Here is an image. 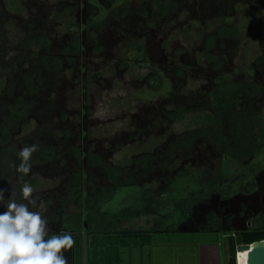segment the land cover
<instances>
[{
	"label": "rangeland",
	"instance_id": "obj_1",
	"mask_svg": "<svg viewBox=\"0 0 264 264\" xmlns=\"http://www.w3.org/2000/svg\"><path fill=\"white\" fill-rule=\"evenodd\" d=\"M262 62L264 0H0V188L19 198L18 181L32 183L30 210L56 234L85 233L99 212L107 233L155 228L121 264H228L241 200L264 213ZM216 94L229 105L213 106ZM206 113L216 122L198 126ZM33 144L21 177L10 165ZM199 206L215 232L180 228Z\"/></svg>",
	"mask_w": 264,
	"mask_h": 264
},
{
	"label": "clouds",
	"instance_id": "obj_2",
	"mask_svg": "<svg viewBox=\"0 0 264 264\" xmlns=\"http://www.w3.org/2000/svg\"><path fill=\"white\" fill-rule=\"evenodd\" d=\"M38 145H25L18 152L19 164L10 167L22 176L31 170V158ZM19 198L15 185H10L11 195L0 188V206L6 210L0 213V264H68L65 251L74 245L71 232H51L49 222L39 211L38 198L29 182L20 179Z\"/></svg>",
	"mask_w": 264,
	"mask_h": 264
},
{
	"label": "trees",
	"instance_id": "obj_3",
	"mask_svg": "<svg viewBox=\"0 0 264 264\" xmlns=\"http://www.w3.org/2000/svg\"><path fill=\"white\" fill-rule=\"evenodd\" d=\"M8 1L11 2L12 0ZM212 103L213 106L222 108L229 105V100L227 95L225 94H216L213 96ZM185 117L186 116L181 114L178 117V120L182 121L185 119ZM215 122L216 118L214 117V115L206 113L203 115L202 120L200 122L197 121L196 124L198 126L207 127L214 124ZM191 127L192 124H190V128ZM108 176L112 183H119V180L114 172H109ZM213 196L215 198V200L213 199L216 203L215 206L226 207L225 205L227 202H221L218 194H214ZM86 205L89 206V201H86ZM96 215L97 214L88 216L85 219V233L80 230L71 232L73 234L74 245L71 250L65 251L63 253L68 260V264H121L122 248H128L132 250L135 248L143 247L147 243H150L153 238L152 235L157 233V230L155 228L150 229L147 232L139 233L124 231L120 235L107 233L111 230V227H104L99 223V219L102 221H108V214H106L105 212H99L97 215L99 217L98 220L96 219ZM219 224L220 221L217 218L216 213L213 212L210 214L208 212H204L199 206L195 207L191 217L185 223H183L180 228L187 231H192L194 233H211L215 232L218 229ZM77 225L81 226L79 222L77 223ZM99 233H106V237L102 240L98 239ZM224 235H226V233ZM83 236H86L88 238L90 237L92 239L91 242L88 240L87 243L88 255L86 262H84L83 258Z\"/></svg>",
	"mask_w": 264,
	"mask_h": 264
},
{
	"label": "water",
	"instance_id": "obj_4",
	"mask_svg": "<svg viewBox=\"0 0 264 264\" xmlns=\"http://www.w3.org/2000/svg\"><path fill=\"white\" fill-rule=\"evenodd\" d=\"M228 264H237L238 253L248 252L246 264H264V230L239 231L227 236Z\"/></svg>",
	"mask_w": 264,
	"mask_h": 264
},
{
	"label": "flooded vegetation",
	"instance_id": "obj_5",
	"mask_svg": "<svg viewBox=\"0 0 264 264\" xmlns=\"http://www.w3.org/2000/svg\"><path fill=\"white\" fill-rule=\"evenodd\" d=\"M8 1V0H7ZM114 1L115 0H97V2H98V4L100 5H102L103 7H106V8H110L113 4H114ZM84 2H85V0H84ZM88 4V5H87ZM86 5H87V8H88V15H89V18H91V16H92V14H95V13H93L94 11H95V9H96V6L94 5V4H91V3H87ZM159 6H160V4H159ZM161 8V10L163 11V8L162 7H160ZM93 9V10H92ZM97 10V9H96ZM90 11V12H89ZM163 12H165V11H163ZM80 44H81V41H78L77 42V45H79L80 46ZM82 45V44H81ZM130 48H132V49H135V48H139L140 49V46H139V42H132L131 44H130ZM139 62H141L140 64H142V60H139ZM263 64H264V62H262V63H260V64H258V66L259 67H257V70H259L261 73L260 74H263L262 72H264V67H263ZM142 66V65H141ZM264 76V75H263ZM255 82H257V80L255 81ZM144 82H142V84H143ZM261 85V84H260ZM263 87H264V82H263V85H262ZM263 90H264V88H263ZM234 99L236 100V97H234ZM229 100V99H228ZM112 183V182H111ZM112 184H114V183H112ZM242 196H245V195H242ZM247 197H250V196H247ZM246 197V198H247ZM251 199H254L253 197L251 198ZM241 202L243 203L244 202V204H245V207H247L248 209H246L245 210V219H248V221L245 223V221L243 222V224H242V226H241V231H262V230H264V226L261 228V229H256V228H254L253 227V224H252V222H251V220H252V218L254 217V216H256V215H258V214H263L264 215V213L262 212V211H260L259 210V212H257V210H258V207H256L257 209H255L254 207H250V205L247 203V201H246V199H242L241 200ZM217 208L218 207H222V206H216ZM216 208V209H217ZM226 210V208L225 209H223V211H225ZM221 211V210H220ZM220 220V219H219ZM236 234V233H235ZM226 236H231L230 234H226ZM232 236H234V235H232Z\"/></svg>",
	"mask_w": 264,
	"mask_h": 264
},
{
	"label": "bare ground",
	"instance_id": "obj_6",
	"mask_svg": "<svg viewBox=\"0 0 264 264\" xmlns=\"http://www.w3.org/2000/svg\"><path fill=\"white\" fill-rule=\"evenodd\" d=\"M240 257H242L240 259ZM249 253L248 252H240L239 253V263L240 264H246L248 261Z\"/></svg>",
	"mask_w": 264,
	"mask_h": 264
},
{
	"label": "built area",
	"instance_id": "obj_7",
	"mask_svg": "<svg viewBox=\"0 0 264 264\" xmlns=\"http://www.w3.org/2000/svg\"><path fill=\"white\" fill-rule=\"evenodd\" d=\"M237 264H240V263H239V253H238V259H237Z\"/></svg>",
	"mask_w": 264,
	"mask_h": 264
}]
</instances>
